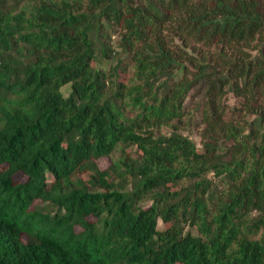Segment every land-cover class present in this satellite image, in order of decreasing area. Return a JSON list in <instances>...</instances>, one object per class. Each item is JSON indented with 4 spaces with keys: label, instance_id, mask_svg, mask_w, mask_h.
<instances>
[{
    "label": "trees",
    "instance_id": "trees-1",
    "mask_svg": "<svg viewBox=\"0 0 264 264\" xmlns=\"http://www.w3.org/2000/svg\"><path fill=\"white\" fill-rule=\"evenodd\" d=\"M0 264H264V0H0Z\"/></svg>",
    "mask_w": 264,
    "mask_h": 264
},
{
    "label": "rangeland",
    "instance_id": "rangeland-1",
    "mask_svg": "<svg viewBox=\"0 0 264 264\" xmlns=\"http://www.w3.org/2000/svg\"><path fill=\"white\" fill-rule=\"evenodd\" d=\"M118 40H119V37L117 36L113 39V42L116 43ZM62 90H63L65 97H69L71 93V85L65 86ZM201 97L202 95H201V92H199L198 88H195L191 91V93L189 94V97L187 98L185 102L186 116L184 117L180 125H178L179 132L191 137L195 141L199 150L203 149V139H202L201 134L204 129V126L198 123V109L197 108L199 106V103L201 102ZM239 100L240 99H238L233 93L230 92L226 95L225 101L227 102L230 109H232L235 106H239V103H240ZM229 118H231V113H228L227 119ZM170 131L171 129L168 127H165L163 129L164 133H169ZM99 166L101 167V169L108 168L110 166V160L108 158L100 159ZM209 177L212 178V174L209 175ZM158 228L160 230L164 229V224L162 223V221H159ZM187 231H191L194 234L198 233L196 228L194 227L192 228L189 226L187 227Z\"/></svg>",
    "mask_w": 264,
    "mask_h": 264
}]
</instances>
